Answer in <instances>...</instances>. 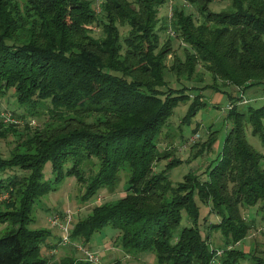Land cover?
<instances>
[{"label":"trees","instance_id":"1","mask_svg":"<svg viewBox=\"0 0 264 264\" xmlns=\"http://www.w3.org/2000/svg\"><path fill=\"white\" fill-rule=\"evenodd\" d=\"M22 1L0 0V101L14 90L17 102L29 110L50 102L49 112L59 124L22 140L16 125L0 123V139L19 137L8 157L0 150V197L7 195L6 210L0 211V224L7 229L0 237V264H91L85 255L54 260L56 249L66 246L63 237L50 243L51 231L29 229L35 205L54 191L45 181L48 163L57 181L74 177L87 184L81 196L86 203L113 188L121 171L130 174L124 198L96 206L77 223L69 211L54 216L59 224L52 225L60 229L71 215L69 239L78 250L84 246L76 241L89 242L110 227L120 232L127 254L152 253L157 264H211L214 254L200 228L199 202L212 203L221 221L211 229L222 233L226 245L241 242L252 229L241 206L261 204L264 221L263 156L244 129L249 122L264 142V105L240 111L232 103L227 116L232 128L206 179L189 172L172 185L168 174L179 160L153 173L164 156L159 135L175 108L190 101L187 86L175 89L165 79L171 46L157 51L159 7L166 0H135L136 7L125 0H101L99 12L93 0ZM213 1L186 0L209 25L197 26L191 13L175 9L174 28L195 53L173 70L185 66L189 79L201 60L244 90L264 83V0H227L231 10L224 13L210 11ZM119 23L129 27L125 36ZM94 27L101 36L95 37ZM254 79L258 83H250ZM200 98L191 102L184 123L207 107ZM93 159L98 170L87 178ZM184 213L190 226L181 229ZM245 255L227 250L223 264H239Z\"/></svg>","mask_w":264,"mask_h":264},{"label":"rangeland","instance_id":"2","mask_svg":"<svg viewBox=\"0 0 264 264\" xmlns=\"http://www.w3.org/2000/svg\"><path fill=\"white\" fill-rule=\"evenodd\" d=\"M94 8L100 11L101 0H93ZM130 2L134 7L135 0H125ZM21 2H23L21 0ZM230 2L227 0H214L209 6L210 11L216 13L229 12L231 10ZM175 9H182L186 13H191L198 25L203 23V17L198 8L191 6L186 0H166L159 7L157 35L159 36L160 51L163 48H170L169 53L165 57V79L169 87L181 89L188 87L186 93L190 97V101L180 103L175 108L173 115L163 128L158 137V148L163 158L155 163L153 173H160L166 169L167 165L173 161L178 162L168 174V178L172 185L183 182L185 175L193 172L202 179L207 178L206 171L209 166H214L219 158L225 138L232 128V122L227 119L229 109L233 107L232 103H236L240 111H247L250 107L257 109L264 105V83L255 84L247 89L243 86H236L230 81L214 74L208 64L198 60L193 75L186 77L187 72L185 66L181 69L173 70V65L180 61H185L188 54H194L195 51L188 45L182 37L179 36L174 28L172 18ZM166 27V28H165ZM122 36H125L129 30L128 25L119 23ZM95 37L101 36V29L94 27ZM264 82L263 80H260ZM250 83H258V80H250ZM205 102L207 107L202 108L198 114L189 122L184 123L183 120L187 115L191 102L197 97ZM34 109H28L21 106L14 94V90H10L8 95L0 101V123L5 125H16L15 128L19 135H23L25 140L28 135L43 131L47 128H55L59 122L52 118V110L50 102L40 103ZM35 112V114H31ZM50 124V125H47ZM245 133L248 142L262 156V165L264 168V142L258 135H254L253 128L249 122L245 123ZM216 132V133H213ZM216 137L217 140L212 146H208V141ZM19 137L9 134L7 139H0V150L4 157H8L11 151L17 146ZM198 154V155H197ZM197 155V158L195 157ZM97 160L88 162L86 167V177L92 176L98 170ZM96 164V165H95ZM85 165V164H84ZM82 166L85 170V166ZM45 181L54 189L41 198L34 207L32 217L34 222L29 225L30 230H46L51 231V236L47 242L55 243L63 237V232L59 227H54L51 223L55 215L71 212L73 221L86 218L96 206L106 203H113L127 194V183L130 174L127 171H121L118 174V180L113 188L101 190L96 197L89 202H83V195L86 185L79 183L74 177H67L61 181L56 180V175L52 172L51 163H48L44 170ZM6 194L0 197V211H5ZM233 200V199H232ZM4 201V202H3ZM209 203V202H208ZM201 207L200 228L205 237H208L209 244L213 250V254L218 250H223L224 254L221 259L223 264L224 255L227 250H240L246 255V259H240L239 264H264V221L262 220L259 208L257 206H241V215L247 221L252 223V229L247 236L237 244H227L220 231L211 229V225L218 224L221 221L220 216L211 210L212 203L202 204ZM190 226V222L183 214L181 229ZM74 225L69 229L73 230ZM7 231L6 225L0 224V237ZM120 232L110 227L96 233L89 242L76 241L75 244L84 246L86 250L96 252L100 255L102 264H157L156 256L152 253H138L136 255L127 254L120 245ZM50 250L44 251L47 258ZM56 257L54 260H61L66 256L74 255L78 259H82L83 252L75 248L74 243L66 246H59L56 249Z\"/></svg>","mask_w":264,"mask_h":264},{"label":"built area","instance_id":"3","mask_svg":"<svg viewBox=\"0 0 264 264\" xmlns=\"http://www.w3.org/2000/svg\"><path fill=\"white\" fill-rule=\"evenodd\" d=\"M51 222L54 226L59 224V220L57 219V217L53 218V220ZM70 222H71V215H68L65 218V223L61 222V224H60V229L63 232V242H62L63 245H67V244L71 243L70 239H69ZM79 250L84 253V255L86 257L85 259L87 261H89L91 264H102V261H101L102 259L98 253L86 250L83 247H79ZM223 254H224L223 250H219V251L217 250L213 255V259H212L211 264H221L220 261L222 259Z\"/></svg>","mask_w":264,"mask_h":264},{"label":"crops","instance_id":"4","mask_svg":"<svg viewBox=\"0 0 264 264\" xmlns=\"http://www.w3.org/2000/svg\"><path fill=\"white\" fill-rule=\"evenodd\" d=\"M54 243V242H53ZM56 243V242H55Z\"/></svg>","mask_w":264,"mask_h":264}]
</instances>
